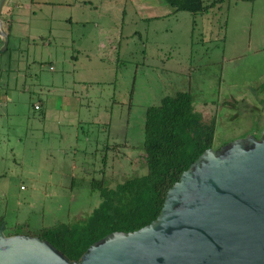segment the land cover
<instances>
[{
    "label": "rangeland",
    "instance_id": "obj_1",
    "mask_svg": "<svg viewBox=\"0 0 264 264\" xmlns=\"http://www.w3.org/2000/svg\"><path fill=\"white\" fill-rule=\"evenodd\" d=\"M32 1L36 2L33 11L38 16L32 32L44 39L38 38L36 46L23 45L21 58L29 61L30 66L22 73L20 81H27L28 92L19 89L22 94L13 93L9 99L0 101V229L5 227L7 234L15 229L21 234L28 231L39 234L61 223L81 225L102 204L100 192L92 189L94 181H76L73 185L66 182L60 186L47 184V171L53 164L62 166L66 158L69 161L76 148L73 137L61 146H50L46 138L40 136L47 126L33 103L41 93L49 95L53 80L61 89L71 91L74 81L88 82L86 88L76 90L85 105L82 118L87 121L91 119L89 114H101L98 175L91 181L104 182L111 190L147 173L143 151L147 111L159 107L166 97L190 92L199 114L211 110L213 101L223 103L228 95L243 98L230 108L221 109L214 144L216 151L249 136H261L259 127L264 126V0L257 9L263 18L253 23L245 16L239 20L234 18L232 12L236 5L232 1L230 16L227 2L197 19L191 13L181 12L179 19L154 24H144L138 8L129 0H22L23 3ZM205 1L208 4L212 0ZM66 2H75L76 9L66 8ZM249 5L242 1L240 7L247 10ZM81 10H85L84 19L97 21L103 31L123 33L124 49L120 54L110 50L114 38L95 34V27H88L84 42L90 49L101 44L106 48L102 52L104 56L119 60V64L107 62L94 72L73 70L69 66L73 48L63 39L67 29L65 20L72 12L80 15ZM99 16L106 18L100 22ZM132 32L135 35L126 39ZM12 49L13 44L9 52L0 55L3 70L14 66L9 60ZM17 57L14 54L13 58ZM1 79L6 82L7 74L3 78L0 75ZM13 80L11 77L10 81ZM62 81L67 84H61ZM78 147L85 146L80 143ZM109 147L114 149L108 151ZM59 148L67 151L59 150L51 155V149ZM51 156H55L54 159Z\"/></svg>",
    "mask_w": 264,
    "mask_h": 264
},
{
    "label": "water",
    "instance_id": "obj_2",
    "mask_svg": "<svg viewBox=\"0 0 264 264\" xmlns=\"http://www.w3.org/2000/svg\"><path fill=\"white\" fill-rule=\"evenodd\" d=\"M8 0H0V36ZM0 264H264V131L206 151L149 226L116 232L71 262L38 237L0 230Z\"/></svg>",
    "mask_w": 264,
    "mask_h": 264
},
{
    "label": "crops",
    "instance_id": "obj_3",
    "mask_svg": "<svg viewBox=\"0 0 264 264\" xmlns=\"http://www.w3.org/2000/svg\"><path fill=\"white\" fill-rule=\"evenodd\" d=\"M129 1L132 2L131 4H133V7L136 6L138 8V15H140V19L144 24L160 23L163 20L167 19H179V16L181 15V12H177L176 9L168 5L165 0ZM215 1L217 0H212L211 2L209 1L207 5ZM232 1L235 2L234 5H236L234 12H232L234 18L236 17V20L244 18L245 16L247 17L249 23H253L257 20L259 21L260 18H263L260 16L261 11L257 10L262 0H226L223 4H226L227 2L229 3L228 13L231 12V9L229 11V7ZM242 1H246L248 2V4H250L249 9H241L240 4L242 3ZM204 2L206 3L208 1L204 0ZM35 3V1H32L30 3H23L22 0H8L5 5L2 16L3 27L10 38L8 48L9 50L13 44V54L10 56L9 60L13 63L14 66H10L7 70H3L0 68L1 77L3 78L4 74H7L8 76L6 82H2V79L0 80L1 102L3 99H9L13 93L19 92V94H22L21 90L19 89H24L23 92H28L26 89L27 81L21 82L20 76L23 72H25V70L27 71L29 69L30 62L25 61L21 57L24 54L22 50L23 45H27L28 47H30L31 45L36 46L39 40L38 38L41 37L36 36L32 32V25L34 24V21L38 19L37 13L33 11ZM37 3L40 4V2ZM76 5L77 4L75 2H66L65 6L68 9L74 10L76 9ZM84 13L85 10H81L80 15H76L74 12H72L71 16H69L65 20V23L67 24V29H65V32L63 33V39L66 43L71 44V47L73 48V53L72 55L70 54L68 60L69 66L73 70L81 69L80 71L84 72H94L100 67L106 65L107 62L111 64H114L116 62V64H119V60L114 61L104 56L105 52L104 54L102 52L103 50H106V48L102 47L101 44H99V47L95 46V48L90 49V47H85L84 42L87 38L88 33H86V30L88 29V27H95V34L98 33V35L101 36H110V38H114V43L111 44L110 50L114 51V53L116 54H120L124 49L123 33L111 34L107 31H103L97 21L91 22L89 20L84 19ZM124 14H126V11H124ZM105 18L106 17L99 16L98 21L101 22ZM194 18L197 19L199 18V16L197 18L194 16ZM194 18L193 25L195 23ZM242 21L244 20L242 19ZM122 24H125V19ZM228 30L229 27L227 28V33ZM133 35L135 34L132 32L126 37V39H128V37L132 38ZM40 39L43 40L44 38L41 37ZM118 40H120L119 43ZM128 46V44L125 45L126 51H128L129 49ZM3 47L4 39L0 36V49H2ZM14 54L18 55V57L13 58ZM22 64L24 65L23 67L21 66ZM51 71H53V66L51 67ZM11 77H14L13 81H10ZM61 84L67 83L62 81ZM87 85L88 82L78 80L74 81L71 84V86L73 87L72 91L68 88L66 90H63L59 87L58 82L56 80H53L51 90L48 89L49 95L47 96L41 93L37 101L33 103V107L37 104L41 106L39 112L41 113V116L43 118V123L47 126V129L41 132L40 136L45 137L46 141L50 146H61L63 143L70 141V139L73 137V143L76 147L74 150V157L69 159V161H67L66 158L65 163H63L62 166H60V164L58 166L53 164L51 170L47 171V184H57L58 186H60L66 182H69L72 185L75 184L76 181L96 182V180L91 181V178L93 176L98 175V172L96 171V163L99 160L101 147V140L98 137V126L100 125L101 114L98 113L94 116H91L89 114V117L91 119L87 121L85 120V118H82V110H84L85 105L82 103V98L79 95V91L76 90V88H86ZM220 93L221 91L219 92V94ZM242 99V97L237 99L233 95H228L223 101V103H221L219 100L213 101L211 110H203L200 114L203 116L205 121H207L209 116V120H211L213 116H218L220 111L230 108L231 105L238 103V101ZM1 102L0 108L2 107ZM88 107L89 111L90 106L88 105ZM84 127H88L90 129L85 130ZM259 130L262 134V132L264 131V126L261 128L259 127ZM127 139V136H125L124 141L126 142ZM80 143L85 147L79 148L78 145ZM108 144H110L109 140ZM122 145L124 146V144ZM59 150H62L64 152L67 151L64 148H59L57 150L51 149L50 151H53L51 155H53L56 151ZM108 151H110V147L108 148ZM54 157L55 156H51V159H54ZM64 169H66V171ZM51 192L53 193V191ZM46 193H48V191H46ZM3 229L6 235L8 236L6 232L7 229L5 227ZM13 231H16V229Z\"/></svg>",
    "mask_w": 264,
    "mask_h": 264
},
{
    "label": "trees",
    "instance_id": "obj_4",
    "mask_svg": "<svg viewBox=\"0 0 264 264\" xmlns=\"http://www.w3.org/2000/svg\"><path fill=\"white\" fill-rule=\"evenodd\" d=\"M165 1L177 12L191 13L197 18L226 0L209 5L204 0ZM217 126V115L205 121L196 112L190 92L164 98L159 107L147 111L143 144L147 173L144 176L127 180L114 190L106 188L104 182H94L93 190L100 192L102 204L81 225L61 223L39 234L31 231L21 234L16 230L8 237H38L71 262H79L95 243L107 236L116 232L132 233L149 226L160 216L168 192L182 175L206 151L214 149Z\"/></svg>",
    "mask_w": 264,
    "mask_h": 264
},
{
    "label": "built area",
    "instance_id": "obj_5",
    "mask_svg": "<svg viewBox=\"0 0 264 264\" xmlns=\"http://www.w3.org/2000/svg\"><path fill=\"white\" fill-rule=\"evenodd\" d=\"M34 108H35L36 111H39L41 109V106L37 104V105L34 106Z\"/></svg>",
    "mask_w": 264,
    "mask_h": 264
}]
</instances>
